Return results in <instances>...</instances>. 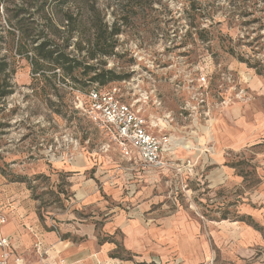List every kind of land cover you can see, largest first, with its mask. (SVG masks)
<instances>
[{"label":"rangeland","instance_id":"rangeland-1","mask_svg":"<svg viewBox=\"0 0 264 264\" xmlns=\"http://www.w3.org/2000/svg\"><path fill=\"white\" fill-rule=\"evenodd\" d=\"M42 1L0 0V95L8 93L0 97V218L9 223L17 209L28 211L45 231H54L64 241L68 235L59 227L70 224L74 215L81 222L93 223L100 241L114 239L118 250L112 256L120 260L130 256L123 249V234H105L107 219L123 215L127 221L139 219L144 228L162 227L169 221L174 243L164 245L165 256L149 257L155 252L143 249L133 264H264V242L247 251L235 235L225 233L217 239L213 236L217 231H209L213 221L242 218L239 206L245 192L228 185V180L227 184L214 177L209 180V172L220 169L212 159L196 171L197 179L188 180L173 170L168 178L156 176L155 187L141 189L145 216L134 218V201H127L124 185L121 187L127 163L99 127L74 108L73 93L117 83H124L125 94L149 93L162 102L160 115L168 112L174 117L175 131H171L177 139L176 133L206 136L200 128L197 131L198 124L184 110L187 104L200 103L196 99L203 92L201 77L207 80L205 100L213 125L219 118L264 114V0H97V13L108 28L116 24L119 34L113 38V54L94 60L87 51L93 48L97 30L103 33L104 28L91 18L92 5H64L62 9L71 11L76 19L71 51L81 41L85 47L83 67L75 72L74 80L67 77L65 81L64 72L49 63L34 74L30 61L18 54V20L27 18L24 25L37 31L56 24L44 25L42 15H54L57 4L49 0L41 14ZM21 9L25 14L17 20ZM88 65L96 70L89 71ZM102 70H112L121 79L105 85L91 82ZM153 107L150 103L151 113ZM201 116L199 112V124L209 125ZM188 155L193 153H182L176 160L184 163ZM225 156V166L235 170V179H243L245 190L260 185L264 165L258 160L264 161V143ZM194 161L198 165L199 159ZM112 180L115 185L109 184ZM211 185L217 186L213 190ZM5 192L16 200L5 202ZM183 211L187 219L180 216ZM149 214L163 219L152 223ZM183 223L199 224V232L187 242L193 245L194 240H201V246L210 252L208 257L180 258L177 249L182 235L177 228ZM259 230L264 238V229ZM33 239L31 259L35 258ZM62 260L56 261L61 264Z\"/></svg>","mask_w":264,"mask_h":264},{"label":"crops","instance_id":"crops-1","mask_svg":"<svg viewBox=\"0 0 264 264\" xmlns=\"http://www.w3.org/2000/svg\"><path fill=\"white\" fill-rule=\"evenodd\" d=\"M195 124H198L197 131L200 128L206 136H199V132L194 134L187 132L184 135L176 133L180 137L181 142L176 148L174 158L176 159L182 153H193L192 157L188 155L189 157L187 156L188 158L185 157V159L190 160L192 158L193 161L197 158L199 159V163L193 172L185 173L188 180L191 177L197 179V172L208 166L212 159L214 165L219 166L220 169L210 171L207 176L209 180L214 177L216 180L220 179L221 184H227L228 180V185L237 186V188L245 191L243 192L242 204L239 206V213L242 218L232 222L226 220L221 222L213 221L208 225V228L211 233L217 231L213 232L214 238L217 239L224 237L225 233H229L231 237L235 235L243 248L250 251L264 242L263 234L259 230V228L264 229V179L254 190H245L243 188V179L238 176L235 179V170L225 166V155L264 143V114H251V116L240 114L229 118H219L214 124L210 135L207 134L202 124L197 121H195ZM187 142L190 145L189 149L184 148ZM210 145L213 147L211 157L208 156V153H205ZM258 162L261 166L264 165L262 159L258 160ZM260 169L264 175V168ZM169 172L167 169H158L145 172L127 171L124 174V180L122 178L124 182L121 187L123 188L124 185L123 191L126 192L127 201L130 204L134 201L131 205L135 209L134 218L145 216L140 200L141 189L143 187H155L156 179H159L156 176L163 175L168 178ZM113 181H110L109 184L115 185ZM216 186L211 185L210 188L214 190ZM11 200L15 201L16 199L11 197L8 192H5V202H11ZM149 215L153 217L151 218L153 220L148 219L152 223L163 219L156 218L154 214ZM180 216L184 219L188 218V214L184 211ZM10 217L9 223L5 219V223L0 225V236L9 237L12 242L10 264H58L56 261L58 258L65 261L63 263L62 260L61 264H133L137 258L136 255L143 249L155 252L154 254L150 253L149 257L158 254L155 256L163 258L166 254L163 248L164 245L167 246L170 243H174L172 238L173 231L169 221H166L162 227L152 226L144 228L139 219L127 221L123 215L117 216L112 220L109 218L104 227L105 234L113 236L116 231L123 234V249L130 256L128 260H120L112 256L118 250L117 242L114 239L100 241L96 226L93 223L81 222L82 220L77 219L74 215L72 218L75 220L71 221L70 224H61L62 227H59L62 232L68 235L64 241L59 240L54 231H45L37 220L34 221V216L32 217L28 211L17 209ZM31 218H33V221H30ZM180 226L177 228L179 230L178 233L182 235L181 245L177 249L180 258L186 259L187 256H190L199 260L200 256L208 257L210 252L204 246H201V240H194L193 245L187 242L190 237L199 232V224L183 223ZM231 230L233 232H229ZM32 236L34 238L33 252L35 253V258L33 259H31L32 255L30 252ZM63 244H66L64 249H58ZM19 251V256L15 258V253Z\"/></svg>","mask_w":264,"mask_h":264},{"label":"built area","instance_id":"built-area-1","mask_svg":"<svg viewBox=\"0 0 264 264\" xmlns=\"http://www.w3.org/2000/svg\"><path fill=\"white\" fill-rule=\"evenodd\" d=\"M200 83L203 92L197 94V99L194 97L200 103L187 104L184 110L189 112V118L197 122L201 112L202 120L209 124L204 127H209L211 115L210 106L205 100L208 91L206 78L201 77ZM123 88L124 83H117L109 88L95 86L85 93L72 89L76 98L74 108L97 125L117 146L122 159L127 163V171L167 169L178 175L192 173L197 166L195 161L188 160L183 163L174 158L181 141L171 131L174 117L168 112L161 115L159 113L162 102L157 98L152 99V95L146 92L125 94ZM150 103L155 107L152 109L153 113L148 109ZM184 148H190L189 142ZM205 153H209V150L206 149ZM4 223L5 220L0 218V225ZM11 245L9 237L0 236V264H10Z\"/></svg>","mask_w":264,"mask_h":264},{"label":"trees","instance_id":"trees-1","mask_svg":"<svg viewBox=\"0 0 264 264\" xmlns=\"http://www.w3.org/2000/svg\"><path fill=\"white\" fill-rule=\"evenodd\" d=\"M51 1V0H50ZM56 5V10L54 15L47 17L42 15L43 21L53 23L56 21V24L49 30L45 28L42 30H34L29 28L27 25H24L23 22H26L27 18H22L18 20L19 16L25 14V10L21 9L20 13L15 17L17 19V30L20 35L19 40V55H24L28 61H30L33 73L38 74L42 70L44 63L51 64V68L54 70H62L65 74L64 81L67 77H70L74 80L75 72L83 67L85 58L81 59L82 53L85 51L83 47V42L75 44L76 51H71L72 36L71 33L76 27V19L74 14L71 11H64L62 7L64 5L76 4V5H92L90 6V13L94 14L91 18L100 23V27L104 28V32L100 33L97 30V39L93 43V48L91 47L88 52V58L91 60L96 59L98 56H108L113 54L115 49V44L113 43V38L119 34V29L116 28V24L107 27V23H104L105 18L101 17L95 9L97 5V0H53ZM49 0H43L39 6V13L43 14L45 9V4ZM28 10H26L27 12ZM30 18V17H29ZM90 19V18H89ZM60 26L65 28L64 31H61ZM115 26V27H114ZM110 30L109 32L107 30ZM69 34L66 38L62 34ZM73 50V49H72ZM85 68V67H84ZM89 71H95L96 69L90 65L86 67ZM1 72V71H0ZM88 73V72H87ZM86 73V74H87ZM128 78V77H127ZM121 78L116 77L114 71L102 70L99 73H95L93 77L90 78L91 82L101 83L105 85L107 82H112L119 80ZM8 93L1 94L0 97H6Z\"/></svg>","mask_w":264,"mask_h":264},{"label":"bare ground","instance_id":"bare-ground-1","mask_svg":"<svg viewBox=\"0 0 264 264\" xmlns=\"http://www.w3.org/2000/svg\"><path fill=\"white\" fill-rule=\"evenodd\" d=\"M212 123H213V121L211 122L209 128L207 129L209 135L212 134V131H213V126H214V125H213Z\"/></svg>","mask_w":264,"mask_h":264}]
</instances>
